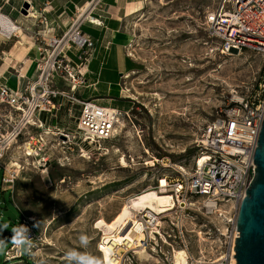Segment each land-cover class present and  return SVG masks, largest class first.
Listing matches in <instances>:
<instances>
[{
  "label": "rangeland",
  "instance_id": "obj_1",
  "mask_svg": "<svg viewBox=\"0 0 264 264\" xmlns=\"http://www.w3.org/2000/svg\"><path fill=\"white\" fill-rule=\"evenodd\" d=\"M218 1H137L135 13L128 16L124 26L131 35L125 52L137 60V70L122 76L115 99L80 98L86 80L75 85L73 92L78 100L121 112L109 139L98 144L81 141L77 129L79 104L62 98L54 118L58 124L52 126L51 117L44 123L50 126L47 128L51 133L44 135L47 145L41 152L47 161L37 164L34 158L23 157L22 148L31 136L42 135L43 128L31 127L16 142L8 143L19 114L0 103V142L6 141L0 158V225L8 224L9 229L4 230H11L21 217H29L44 234L43 241L20 258L3 259L5 248L0 252V264H66L64 254L69 249L101 259L98 249L103 235L95 228L98 220L111 221L128 199L145 190L159 191L158 178L166 176L173 181L181 171L190 174L198 151L195 143L203 137L206 126L227 109L235 90L252 92L264 75L262 53L250 49L239 54L222 53L219 39L209 37L204 17ZM3 3L0 0V13L7 14L6 6L17 11L21 23L16 24L22 28L19 36L23 40L32 36L35 49L42 41L40 37L39 41L35 39L39 32L46 31L42 34L44 39L54 34L61 36L74 21L81 25L85 21L80 10L74 9L65 23L55 20L51 25L52 20L43 14H36L35 19L28 17V12L22 13L20 0L15 5L10 1V5ZM43 17L47 30L40 22ZM17 39L0 34V74L6 78L18 76L23 65V60L14 65L23 56L14 47ZM38 57L37 53L32 65L21 71L28 77L20 76L17 82L15 76L19 86L34 80L40 64ZM70 64L67 70L76 72L77 67ZM81 67L85 71V66ZM72 84L69 79L56 76L49 87L69 93ZM63 127L69 132V139L61 144L58 129ZM3 167L17 169L8 188L1 182ZM186 204L185 209L175 205L173 210L156 215L160 221L157 233H151L153 226L141 211L136 212L135 219L145 226L148 256L119 249L120 264H173L174 251L179 249L188 256L217 259L223 247L224 223L234 210L228 204L221 206L223 210L212 212L205 208L202 198L195 197ZM81 235L88 239L86 248L80 243Z\"/></svg>",
  "mask_w": 264,
  "mask_h": 264
},
{
  "label": "built area",
  "instance_id": "obj_2",
  "mask_svg": "<svg viewBox=\"0 0 264 264\" xmlns=\"http://www.w3.org/2000/svg\"><path fill=\"white\" fill-rule=\"evenodd\" d=\"M45 20L40 22L44 23L43 28L47 30L48 23ZM204 25L209 37L219 39L222 53L239 54L250 49L264 55V0H219L205 14ZM43 33L46 31L35 36L36 40L39 41L40 37L42 41L36 49L40 64L34 80L26 81L16 90L6 84H0V103L7 104L19 114V119L13 126L14 133L8 135V143L12 140L16 142V138L28 132L31 127L43 128L42 135L31 136L22 148L23 157L34 158L37 164L42 165L47 161V157L41 153L47 145L44 135L50 133L47 128L50 126L44 123L48 117H51L49 120L56 117L55 113L61 106L62 98L79 104L77 129L81 141L89 144H98L111 138L121 115L115 108L103 107L93 101L78 100L73 94L75 85L85 81L86 71L82 72L81 66L87 65L88 58L95 49V40L81 31V23L76 24L74 21L70 30L61 36L54 34L44 39ZM70 63L77 67L76 72L67 70ZM56 76L73 82L69 93L49 87V83ZM104 108L110 109L111 114L104 112ZM263 117L264 75L252 92L235 90L230 96L227 109L206 126L203 137L195 143L198 151L190 174L181 171L180 177L173 181H169L166 176L158 178V187L167 189L180 209L187 206L181 208L180 203L184 204L189 198L195 197L202 198L203 205L208 210L210 209L205 202L214 201L216 207H211L212 212L217 209L219 211L221 206L228 204L229 208L234 210L233 218H226L224 223L221 232L223 247L218 258L205 260L186 255L185 264H233V260L236 264V258L232 257L235 255V238L238 237L234 216L254 174L253 155ZM58 131L60 142L64 144L65 140L69 139V132L64 127ZM5 142H0V158L5 153ZM28 147L31 151L27 150ZM80 149L83 150L82 147ZM3 168L5 172L1 182L8 188L17 169ZM161 179L166 181V185L161 184ZM18 225L27 226L33 245L43 241L44 234L34 226L32 218L21 217ZM10 242L4 251L3 259L22 257L25 251Z\"/></svg>",
  "mask_w": 264,
  "mask_h": 264
},
{
  "label": "crops",
  "instance_id": "obj_3",
  "mask_svg": "<svg viewBox=\"0 0 264 264\" xmlns=\"http://www.w3.org/2000/svg\"><path fill=\"white\" fill-rule=\"evenodd\" d=\"M3 1L5 6L9 1L15 5L17 4L15 2L19 0ZM137 1L139 2V0H20L21 4L27 2L31 6L33 12L29 10L31 14L28 17L31 16L36 19V14H43L47 19L52 20L50 21L51 25L55 20L57 23H65L71 17L69 13L73 14L74 9L77 11L87 5L85 11L81 12V16L85 21L89 18L93 19L96 24L83 20L81 25V31L95 40L94 52L84 67L86 85H84L85 89L82 94L79 95L84 100L89 98L96 100L103 96H108L111 99L117 98L119 94L118 83L122 76L137 70V60L125 52L126 44L131 41V35L124 31L128 16L135 13ZM6 7L9 10H5L8 11L5 16L10 18L14 24L18 23L21 18L17 11L10 9L9 6ZM21 30L22 28L19 26L18 30L12 34L18 38L14 47L23 52V56L14 61V65H16L17 62L23 60L20 74L18 76L9 75L7 78L0 74V83L6 80L4 83L11 89L19 88L15 76L17 82H20V76L28 77L21 71L32 65L37 56L33 37L30 36L23 40L19 36ZM57 124L55 119L51 120L52 126Z\"/></svg>",
  "mask_w": 264,
  "mask_h": 264
},
{
  "label": "bare ground",
  "instance_id": "obj_4",
  "mask_svg": "<svg viewBox=\"0 0 264 264\" xmlns=\"http://www.w3.org/2000/svg\"><path fill=\"white\" fill-rule=\"evenodd\" d=\"M86 8L87 5L80 8V12H84ZM18 28L19 26L14 24L10 18L0 13V34L2 36L7 37L12 35ZM110 111V109L104 108V112L111 114ZM108 116L109 118L111 117V115ZM27 150L31 151V148L28 147ZM165 183L166 181L161 179V184L164 185ZM164 189L162 187L159 191L145 190L128 199L111 221L98 220L95 223V228L99 229L103 235L98 249L101 253L102 264H119L121 259L119 249L123 250V252L130 250L139 257L148 256L144 242L145 234L143 232L145 226L140 219H135V213L140 211L143 213L144 218H147V223L151 224L154 228L151 233L159 232L157 227L160 221L156 215L171 211L175 206L172 195L166 193ZM186 205V203H180L181 208ZM205 205L210 210L216 207L214 201H207ZM221 210L223 208L219 209V211ZM237 210L234 220L236 219ZM153 220H155L154 223L152 222ZM185 260L186 252L184 250L179 249L174 251L173 264H185ZM233 264H235L234 260Z\"/></svg>",
  "mask_w": 264,
  "mask_h": 264
},
{
  "label": "water",
  "instance_id": "obj_5",
  "mask_svg": "<svg viewBox=\"0 0 264 264\" xmlns=\"http://www.w3.org/2000/svg\"><path fill=\"white\" fill-rule=\"evenodd\" d=\"M29 4L24 2L22 13H27ZM254 150V174L245 195L239 203L235 224L236 264H264V117ZM11 230L1 232V239L11 241Z\"/></svg>",
  "mask_w": 264,
  "mask_h": 264
},
{
  "label": "clouds",
  "instance_id": "obj_6",
  "mask_svg": "<svg viewBox=\"0 0 264 264\" xmlns=\"http://www.w3.org/2000/svg\"><path fill=\"white\" fill-rule=\"evenodd\" d=\"M36 226H39L37 224ZM9 229L8 224L0 225V231ZM13 235L11 237V244L22 251H30L33 247V240L29 237V229L25 225H18L11 229ZM80 243L83 247H87L88 239L85 235L79 237ZM8 242L0 239V252L6 248ZM66 264H102L99 257L87 252H81L76 249H69L65 252Z\"/></svg>",
  "mask_w": 264,
  "mask_h": 264
}]
</instances>
